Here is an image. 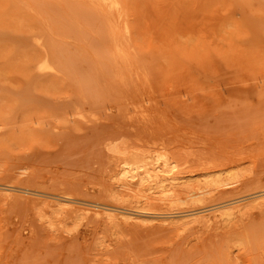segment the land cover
<instances>
[{
	"label": "rangeland",
	"instance_id": "374dc122",
	"mask_svg": "<svg viewBox=\"0 0 264 264\" xmlns=\"http://www.w3.org/2000/svg\"><path fill=\"white\" fill-rule=\"evenodd\" d=\"M112 1L0 0V264H264V0Z\"/></svg>",
	"mask_w": 264,
	"mask_h": 264
},
{
	"label": "bare ground",
	"instance_id": "6f19581e",
	"mask_svg": "<svg viewBox=\"0 0 264 264\" xmlns=\"http://www.w3.org/2000/svg\"><path fill=\"white\" fill-rule=\"evenodd\" d=\"M94 1H97V0H94ZM107 1H112V0H107ZM102 2H103V0H101V4H102ZM104 2H106V0H104ZM104 2H103V4H104ZM113 2V1H112ZM110 7V6H109ZM111 7H114V5L113 6H111ZM44 66H45V64H44ZM133 157V156H132ZM131 157V158H132ZM168 157V156H167ZM157 158V157H156ZM130 160V159H129ZM157 160H158V158H157ZM162 160H164V159H162ZM166 161H167V159H165ZM164 160V162L166 163V161ZM131 161H132V159H131ZM148 161V160H147ZM150 162V161H149ZM153 162V161H152ZM155 162H157V161H155ZM134 163V162H133ZM158 163V162H157ZM132 164V163H131ZM142 164V163H141ZM132 165H136V164H132ZM124 166V165H123ZM167 166V165H166ZM125 168H127L126 166H124ZM144 168V167H143ZM133 170H135V169H133ZM140 170H142V167H141V169ZM158 170V169H157ZM145 171V170H144ZM143 171V172H144ZM170 171V170H169ZM177 171V170H176ZM165 172V171H164ZM124 174L125 175H128L129 174V171H127V169L124 171ZM123 174V175H124ZM124 175V176H125ZM134 175V174H133ZM132 175V176H133ZM144 176V175H143ZM158 174L157 175H154L153 173H151L150 172V170L149 169H146V175H145V178L146 179H155L158 183H161L162 181L158 178ZM128 177V176H127ZM134 178H135V175L133 176ZM183 177V176H182ZM130 178V177H129ZM144 178V179H145ZM183 181V180H182ZM174 182H176V181H174ZM175 184V183H174ZM159 186V185H158ZM5 189V188H4ZM198 189V188H197ZM28 193V192H27ZM44 197V196H43ZM59 197V196H58ZM58 197H56L55 199H57ZM66 197H64V199L63 198H61V196H60V198L58 199V201H57V205L58 206H60V207H62V206H66L67 205V202H69V201H67V199H65ZM144 198V197H143ZM71 201V200H70ZM73 202H74V200H72ZM75 203V202H74ZM78 203V202H77ZM81 204H82V202H81ZM85 205H87L86 203H85ZM89 206V205H88ZM97 206H99V205H97ZM96 207V206H95ZM97 208H99V207H97ZM103 208V207H102ZM104 208H105V206H104ZM100 209V208H99ZM107 209H110V208H107ZM124 210V209H123ZM126 210V209H125ZM114 211V209L112 210H110V211H107L106 212V214L109 216V217H115V213L113 212ZM227 211H232V210H227ZM118 212H120V211H118ZM142 214V213H141ZM141 214H137V213H135V211L134 212H131V211H122L121 213H120V216L121 217H123L124 219H126V220H135V221H142V222H145V221H147V219H144V218H141V217H139V215L140 216H142ZM144 214V213H143ZM148 216V215H147ZM151 217V216H150ZM196 220V219H195Z\"/></svg>",
	"mask_w": 264,
	"mask_h": 264
}]
</instances>
